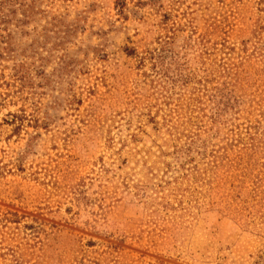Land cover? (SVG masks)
Listing matches in <instances>:
<instances>
[{
	"label": "rangeland",
	"instance_id": "1",
	"mask_svg": "<svg viewBox=\"0 0 264 264\" xmlns=\"http://www.w3.org/2000/svg\"><path fill=\"white\" fill-rule=\"evenodd\" d=\"M0 264H264V0H0Z\"/></svg>",
	"mask_w": 264,
	"mask_h": 264
}]
</instances>
